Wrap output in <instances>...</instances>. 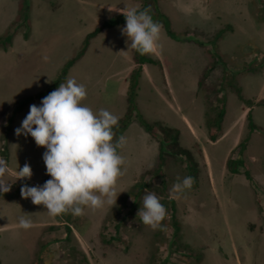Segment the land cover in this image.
<instances>
[{"label":"rangeland","instance_id":"1","mask_svg":"<svg viewBox=\"0 0 264 264\" xmlns=\"http://www.w3.org/2000/svg\"><path fill=\"white\" fill-rule=\"evenodd\" d=\"M29 1L27 38L20 29L11 46L0 49V158L9 165L7 183L28 180L34 186L50 178L42 159L45 148L30 135H16L15 129L29 106L39 105L41 99L15 113L7 130L16 101L51 83L88 32L114 14L139 8L142 0ZM157 2L177 39L159 20V48L148 55L160 63L144 64L136 104L146 121L178 129L179 143L191 151L197 169L191 172L187 162L167 152L162 176H156L159 141L133 117L120 134L126 138L119 150L125 164L115 185L116 202L114 195L112 204L85 208L79 216L66 214L68 222H60L30 198L0 197V264H264V103H259L264 101V0ZM16 10L17 0H0V35ZM124 25L105 27L92 37L62 82L75 78L87 91L81 103L94 111L107 109L119 118L126 109L127 76L134 65V49L120 31ZM221 28L225 32L212 51L210 39ZM217 51L232 81L223 88L221 134L210 141L205 112L214 103L222 75L219 64L211 65ZM234 85L252 100L251 114L258 126L242 151L251 180L244 176V168L231 173L226 167L248 134L249 108L238 99ZM25 163L32 169L31 178L15 179ZM192 174V187L174 194L178 178ZM139 180L148 187L137 197L130 195ZM145 191H154L164 205L173 199L177 236L170 224V203L161 221L163 229L153 230L141 222L138 210ZM21 216L32 219L31 228L19 227ZM64 224L71 228L68 237Z\"/></svg>","mask_w":264,"mask_h":264},{"label":"clouds","instance_id":"2","mask_svg":"<svg viewBox=\"0 0 264 264\" xmlns=\"http://www.w3.org/2000/svg\"><path fill=\"white\" fill-rule=\"evenodd\" d=\"M122 12L126 22L120 31L130 41L131 48L140 55L155 54L161 25L153 20L149 9L131 7ZM86 95L85 85L69 78L42 97L39 105H30L15 129L16 135H30L37 146L45 148L42 159L50 176L41 185H22L20 195L30 198L33 204H42L52 216L82 215L85 208L112 204L114 195L116 202L115 185L124 174L125 158L119 150L126 138L117 137L114 131L120 118L107 109L94 111L81 103ZM8 174V162L0 158V193L11 187L4 179ZM31 176L32 169L25 163L16 170L15 179ZM193 182L192 176L178 178L172 192L190 189ZM138 214L144 225L153 230L163 229L161 221L167 215L166 207L154 191H145ZM18 223L20 228L29 229L33 222L30 217L21 216Z\"/></svg>","mask_w":264,"mask_h":264},{"label":"trees","instance_id":"3","mask_svg":"<svg viewBox=\"0 0 264 264\" xmlns=\"http://www.w3.org/2000/svg\"><path fill=\"white\" fill-rule=\"evenodd\" d=\"M149 9V13L152 16L154 21H162L166 33L174 38L177 39L176 34L170 29L168 20L166 16L159 10L158 2L157 0H142L141 6L139 9ZM125 16L123 13H117L114 14L107 19H105L100 25L96 26L93 30L88 32L79 49L75 52L74 55L69 57L65 63L63 64V67L61 68L60 73L58 76L49 83L43 90H40L34 94L27 95L19 100L16 101L15 106L13 107L12 114L7 118L6 121V127L7 130L10 128L11 123L13 122V118L15 113L19 112L24 106H26L29 102H31L33 99H41L45 95H47L52 90L56 89L60 83H62L65 80V75L67 73L68 68L76 61L78 58L84 53L86 50L89 40L94 37L101 29L105 27H111L114 25H118L121 23H125ZM24 29L23 31V37L27 38L28 32L30 29V1L29 0H17V10L14 18L11 20L9 25L6 28V31L0 35V49L6 50L8 47L11 46L13 37L17 33L18 30ZM225 30L224 28H221L217 30L213 36L211 37L210 41L212 42V51L215 50V46L217 44V41L220 39L221 34H224ZM209 41V42H210ZM213 58L211 60V65L214 66L216 64H219L222 69V75L220 79V83L218 87L216 88V95L214 98L213 105H210L205 112V125L207 128V138L210 141H215L221 134L222 130V120L225 113V87L231 86V76L232 73L229 72V75L227 74V69L225 67V63L221 61L219 52H214ZM132 59L134 62V65L131 67L129 73H128V80H127V89H126V109L124 114L119 119V126L114 128L117 136H119L123 130L127 127L128 123L131 121L133 117L137 118L139 124L154 138H156L159 141V157H158V163L157 166L154 169V173L156 176H162V165L164 162V157L168 153L174 157H178L181 160H184L187 162V168L192 172L193 168L197 169V162L194 160L193 155L191 151L179 143V131L178 129L167 126L164 123L160 121H154V122H148L146 119L141 115L137 108L136 104V95L139 85V79L142 75L143 67L142 65L145 63L150 64H159L160 62L153 58L152 56L145 54L140 55L138 52L133 50ZM249 67V66H248ZM247 66H243V68H248ZM252 68H250L251 70ZM230 79V80H229ZM233 90L235 94L237 95L238 99L241 100L247 107H249L246 115L247 119V135L244 137L243 140H241L238 144V156L236 158H228L226 162L227 170L231 173H237L240 172V168H244L242 172L244 173V176L251 180V176L248 172V170L244 167L245 163L242 158V151L246 147V141L248 140L249 133H251L254 130L258 129L257 124L253 121L252 114H251V106L253 105V102L249 98H245L244 95L241 93V87L238 85H234ZM264 103V101L259 102ZM5 146V144H4ZM6 147V146H5ZM189 173V172H188ZM193 177V174L191 175ZM27 184L30 186V182L28 180H19L13 184H11V187L9 191L0 193V197L6 198V199H12L14 197H17L20 195V188L22 185ZM148 183L144 180L136 181L133 185L132 192L129 194L132 196L137 197L141 191L144 190V188L148 187ZM170 203V209H171V215H170V221L173 231V236H177L179 231V225L178 221L176 220L174 209H173V199L166 200L165 207ZM172 204V205H171ZM65 217V220H62ZM57 221L60 222H68V218L66 214L56 215ZM65 225V232L66 237L71 233V228L67 225ZM65 237V238H66Z\"/></svg>","mask_w":264,"mask_h":264},{"label":"crops","instance_id":"4","mask_svg":"<svg viewBox=\"0 0 264 264\" xmlns=\"http://www.w3.org/2000/svg\"><path fill=\"white\" fill-rule=\"evenodd\" d=\"M142 67H143V69H144V67H145L144 64L142 65ZM248 108H249V107H248Z\"/></svg>","mask_w":264,"mask_h":264}]
</instances>
